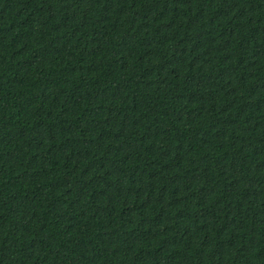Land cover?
<instances>
[{"label": "trees", "instance_id": "obj_1", "mask_svg": "<svg viewBox=\"0 0 264 264\" xmlns=\"http://www.w3.org/2000/svg\"><path fill=\"white\" fill-rule=\"evenodd\" d=\"M0 264H264V0H0Z\"/></svg>", "mask_w": 264, "mask_h": 264}]
</instances>
